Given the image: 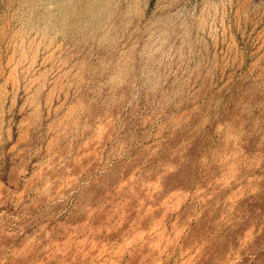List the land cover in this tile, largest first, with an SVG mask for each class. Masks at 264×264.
<instances>
[{"label":"rangeland","instance_id":"rangeland-1","mask_svg":"<svg viewBox=\"0 0 264 264\" xmlns=\"http://www.w3.org/2000/svg\"><path fill=\"white\" fill-rule=\"evenodd\" d=\"M0 264H264V0H0Z\"/></svg>","mask_w":264,"mask_h":264}]
</instances>
